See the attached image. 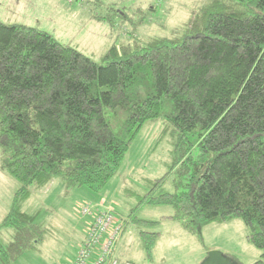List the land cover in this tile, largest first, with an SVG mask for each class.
Instances as JSON below:
<instances>
[{"label":"trees","instance_id":"16d2710c","mask_svg":"<svg viewBox=\"0 0 264 264\" xmlns=\"http://www.w3.org/2000/svg\"><path fill=\"white\" fill-rule=\"evenodd\" d=\"M157 119L174 140L175 191L164 190L170 171L132 210L148 261L159 221L137 217L143 205L174 207L168 218L193 233L240 219L261 251L252 264H264V0H212L182 36L114 44L101 63L46 31L0 21L1 168L20 184L0 222L15 230L0 242L2 263L42 240L22 210L32 189L60 177L67 189L102 192Z\"/></svg>","mask_w":264,"mask_h":264},{"label":"rangeland","instance_id":"374dc122","mask_svg":"<svg viewBox=\"0 0 264 264\" xmlns=\"http://www.w3.org/2000/svg\"><path fill=\"white\" fill-rule=\"evenodd\" d=\"M212 0H0V21L48 32L63 44L72 46L101 63L114 45L133 40L183 35L194 10ZM174 140L163 132L162 119L146 123L130 147L119 172L106 188L96 193L86 187L67 189L62 178L35 190L22 210L34 218L43 231L42 240L29 248L13 264H73L87 235L90 222L109 207L120 223L126 221L117 253L122 264H201L212 250L222 252L239 264H252L261 251L248 241L249 230L240 219L213 222L201 233L186 230L168 218L176 214L172 206L143 205L137 217L157 220L150 230L158 232L153 261H148L140 239L141 228L130 222L132 210L149 191L151 181L172 170ZM0 222L8 214L20 184L1 168ZM173 171L164 190L174 192ZM90 207V212L84 210ZM15 230H0V242L14 240ZM0 264H3L0 258Z\"/></svg>","mask_w":264,"mask_h":264},{"label":"built area","instance_id":"2783aa9c","mask_svg":"<svg viewBox=\"0 0 264 264\" xmlns=\"http://www.w3.org/2000/svg\"><path fill=\"white\" fill-rule=\"evenodd\" d=\"M88 212L90 207L84 210V213ZM113 214L109 209L96 216L95 221L89 226L85 242L73 264H107L122 230L121 223Z\"/></svg>","mask_w":264,"mask_h":264},{"label":"water","instance_id":"95a60500","mask_svg":"<svg viewBox=\"0 0 264 264\" xmlns=\"http://www.w3.org/2000/svg\"><path fill=\"white\" fill-rule=\"evenodd\" d=\"M201 264H239L234 259L224 255L222 252L212 250Z\"/></svg>","mask_w":264,"mask_h":264},{"label":"crops","instance_id":"0c3cea01","mask_svg":"<svg viewBox=\"0 0 264 264\" xmlns=\"http://www.w3.org/2000/svg\"><path fill=\"white\" fill-rule=\"evenodd\" d=\"M108 210L110 209V208H107ZM89 213V212H88ZM87 213V214H88ZM92 222H90V224H91ZM90 224H89V226H90ZM89 226H88V229H89ZM87 232H88V230H87ZM123 233H124V231L122 232V234L120 233L119 234V237L117 238V241L115 242V245H114V249H113V253H112V255H113V259L112 258H110L109 259V264H112L113 262H116V264H122V260L120 259V257L118 256V253H117V245H118V243L122 240V237H123ZM87 236V235H86ZM85 239H86V237H85ZM85 239H84V241H83V243L85 242ZM83 243H82V245H83ZM82 247V246H81ZM81 249V248H80ZM80 251V250H79ZM79 253V252H78ZM78 253H77V255H78ZM77 255H76V257H77ZM76 257H75V260H76ZM74 260V261H75ZM74 263V262H73ZM124 264H134L131 260H128V261H126Z\"/></svg>","mask_w":264,"mask_h":264}]
</instances>
